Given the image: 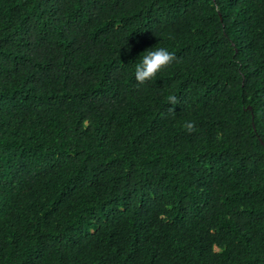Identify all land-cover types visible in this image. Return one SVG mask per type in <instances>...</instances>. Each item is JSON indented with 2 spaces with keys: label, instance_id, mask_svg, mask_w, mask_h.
<instances>
[{
  "label": "trees",
  "instance_id": "trees-1",
  "mask_svg": "<svg viewBox=\"0 0 264 264\" xmlns=\"http://www.w3.org/2000/svg\"><path fill=\"white\" fill-rule=\"evenodd\" d=\"M0 264H264V0H0Z\"/></svg>",
  "mask_w": 264,
  "mask_h": 264
},
{
  "label": "clouds",
  "instance_id": "clouds-1",
  "mask_svg": "<svg viewBox=\"0 0 264 264\" xmlns=\"http://www.w3.org/2000/svg\"><path fill=\"white\" fill-rule=\"evenodd\" d=\"M140 57V63L135 67V80L141 85L155 79L158 73L176 60L175 54L164 47L148 49ZM167 101L171 105L179 103L178 98L171 94L167 97ZM184 128L190 134L196 131L195 123L192 121L185 122Z\"/></svg>",
  "mask_w": 264,
  "mask_h": 264
}]
</instances>
